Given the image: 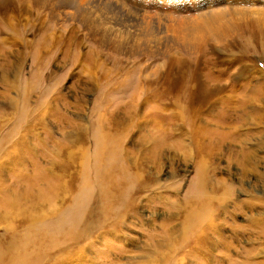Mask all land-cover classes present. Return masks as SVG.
<instances>
[{
    "label": "rangeland",
    "instance_id": "1",
    "mask_svg": "<svg viewBox=\"0 0 264 264\" xmlns=\"http://www.w3.org/2000/svg\"><path fill=\"white\" fill-rule=\"evenodd\" d=\"M78 2L79 17L87 14L89 21L70 22L69 10L64 30L56 24L26 30L24 54H14L19 44L0 39V246L19 244L39 264L62 261L66 254H58L57 244L48 249V234L75 209L76 187L87 180L92 193L78 225L87 236L77 243L75 264H264V26L201 41L188 54L176 52L169 32L198 14H228L236 7L254 22L264 0ZM109 6L114 16V8L130 11L151 37L114 53L106 44L109 32L118 40L123 30L136 35L140 28L130 19L124 27L113 24ZM60 9L45 6L42 13ZM43 35L57 36L60 47L49 44L50 54L39 58L33 47H46L38 42ZM168 52L178 64L169 65ZM38 73L23 106L20 90ZM142 73L146 83L157 81L156 99L129 119L133 108L126 106ZM201 87L203 96L197 94ZM164 96L171 100L166 111L159 108ZM105 132L120 141L117 163L127 176L119 185L128 192L118 217L101 192L109 157L97 160L96 141L99 135L106 144ZM203 204L209 217L199 225L201 236L186 237L190 210Z\"/></svg>",
    "mask_w": 264,
    "mask_h": 264
},
{
    "label": "bare ground",
    "instance_id": "2",
    "mask_svg": "<svg viewBox=\"0 0 264 264\" xmlns=\"http://www.w3.org/2000/svg\"><path fill=\"white\" fill-rule=\"evenodd\" d=\"M29 3L32 5L27 6ZM53 5H55L58 8H61L63 11L62 12H59V11L55 12L52 10L51 12H49V14H43L44 12L42 13L45 6H46L47 11H48V9H50ZM14 8L19 9V14H17V11ZM111 8H113V6L108 7V13L110 15V18H111L113 24H122V27H124L125 26L124 22L126 20L130 19V21L131 20L134 21V27L135 28L136 27L140 28V29L136 28V32H137V34L135 33L136 35H133L128 30H123L121 35H120V38L118 40L110 39L109 36L112 33L109 32L105 36V39L107 40L106 44L108 43L110 45L109 47L112 48V51L114 53H116V54L122 53L124 50H127V46H129V48H131L132 46H136L135 43L138 42L137 40H140L141 38L144 40L148 37H151L152 32L148 31L149 28L147 26L145 28H142L141 26L137 25L136 23H138L139 19H138V17H135L134 15H132V13L130 11H127V10L121 11L119 9L121 7L114 8L117 10V14H118V16H114L112 14V12H114V11ZM65 9H67V10H65ZM10 10H12V11H10ZM69 10H72L74 14H70V17H67ZM33 11H34V14H33V20H32L31 13ZM254 14L256 16L258 15L256 18V21L247 22L245 20V13H243L242 8H238V7L230 9L228 14H223V13L218 12V13H215L213 15H209L208 13H202V14H198L196 16V18L188 20V22L186 24L181 23L177 27L173 28L172 30L169 28L170 29L169 32H171V34H173L172 39L176 40V42H175L176 43L175 45L177 46L176 47L177 49H175L176 52L177 51L179 52V50H182L183 53L188 54L189 49L195 48L201 41H207L210 39L220 40V38L224 39V38L230 37V35L232 33H237V32L242 33L246 30H249V34H252L253 30L256 28L262 29V26H264V11H260L259 14L256 11V13H254ZM62 15H64V17H61ZM236 16H238L237 17L238 19H236ZM38 17H40L39 20L37 19ZM66 17L69 19L71 18L70 22L76 21L77 23L79 21H81L82 17H84L83 22H87L90 19V16L87 14H84L81 17H79V2H78V0H0V35H4V36H0V39L3 42H5V44L8 43L7 45H9V46L12 44H15V43L19 44V47L17 48V50L14 51V54L20 53V52H21V54L22 53L24 54V49H27L28 46H30L28 44L29 41L27 38L28 31L29 32L31 30L32 31H39L40 29H44V28L49 27L51 25L54 27V24H56L61 30H64L65 26L63 27L62 25L64 23V18H66ZM31 21L33 23L32 25L30 24ZM218 22H219V24H218ZM142 23H144V22H142ZM1 27H3L2 29H4V31L1 30ZM141 29L144 30V33H141ZM26 30H28V31H26ZM31 33L32 32H30V34ZM34 34H35V32L32 34V36ZM258 34H260V33H258ZM263 37H264V33H263ZM55 38L58 40H54ZM242 39H244V38H242ZM51 40H53V41L51 42ZM58 41H59V38L57 36H55L51 39L49 36L43 35L40 39H38V42H43L46 45V47H44V45H43V47L39 51H37L38 46L36 44L33 47L34 51L36 52L35 54H38L39 58L45 57L47 55V53L50 52L49 44H54V46H55V44H57L55 47H60L58 44ZM248 41H250V40L248 38L247 39L245 38V43ZM243 43H244V41H243ZM10 49H12V48H10ZM7 51H8V49H7ZM193 51L195 53H197L199 50L195 49ZM0 52H2V54H3V50ZM31 52H33V51H31ZM132 53H133V55H138V53H136L135 50L130 52V54H132ZM147 54L149 56H151V54H152L151 50L147 51ZM72 56L73 55H71V57ZM166 56L169 58V65L172 66V65L178 64V61H175V59H173V58H171V56H169V52L166 54ZM65 57H66V55H65ZM76 57H78V56H76ZM34 58H36V57H34ZM31 60H33V59H31ZM45 60H44V62H45ZM47 62H48V60H47ZM30 64H32V63H30ZM36 64L37 63H35V65ZM89 64H91V63H89ZM1 66H3V65H1ZM69 66H71V65H69ZM97 67H99V65ZM3 68H5V67H3ZM21 68H24V67H21ZM32 68H34V67L32 66ZM99 68H101V67H99ZM13 71H15V73L20 72V67L15 66V69H13ZM37 71H39V70H37ZM129 74H130V72H129ZM34 75H36V74H34ZM147 77L148 76H146L145 74L142 73V76H141V78H139L138 83L136 85L137 90H136V93H134L135 99L132 100L130 103L128 101L129 104L127 103L126 108H128V107L133 108V109H127L129 111L127 118H129V119H132L133 117L136 116V109L138 106H141V105L146 106V103L155 102L156 96H155L154 92H152V91H154V90H152V88H154V86L157 87L156 86L157 81L156 80H149V82L146 83ZM100 78H101V76H100ZM31 79L26 82L24 87L22 86L23 87L22 90L19 89L20 91H22L21 97L23 100L20 101V104H23V106L28 105L30 90H32V89L34 90V88L39 83V80H40L39 73H38L37 77H35L33 80H31ZM5 80H6V77H5ZM124 80H126V79H124ZM13 81H16V80H13ZM49 81L51 82L50 79H49ZM54 81H55V79H54ZM116 82H118V80ZM119 83L120 82H118V84ZM178 83L179 82H177V84ZM106 84H107V82H106ZM125 84H126V82H125ZM9 85H10V87H13L15 90H17L19 88L18 87L16 89V85L14 82L9 83ZM9 85H8V87H9ZM110 85H112V84H110ZM43 87H45V86H43ZM48 88H49V86L47 85V89ZM149 88H151V90H148ZM175 88H179V87H175ZM170 89H171V87L166 88L164 93H167ZM106 91L108 94H110L109 93L110 89H107ZM113 91H115V90H113ZM201 91L203 92V94L197 92V94L199 96H203L206 94L204 87H201ZM104 94H105V92H104ZM150 94H151V96H150ZM35 95H37V94H35ZM51 95H54V94H51ZM45 96H47V95L45 94ZM168 97L169 96L161 97L162 103H160L161 102L160 101L159 104L162 105V107L158 106L160 109H163L165 111L167 110V106L169 105L168 102L170 103V101H171L170 98H168ZM105 98H107V97H105ZM162 99H165V100H162ZM105 100H107V99H105ZM44 101H46V100H44ZM46 104H47V102H46ZM99 104L100 103H98V106H99ZM174 104H175V101H174ZM104 105H106V104H104ZM153 106H154V104H153ZM21 109L23 110V109H25V107H23ZM36 109H39V106ZM16 111H19V110H16ZM19 112L21 113L23 111H19ZM34 113H36V112H34ZM98 114H99V112H97V115ZM157 114H158V112H157ZM29 115L27 117H29ZM105 135H106V144L102 142L99 135H97V141H96V157H97V160L100 161L101 160L100 158L109 157L107 159V161L103 163L104 170H105L104 177H105L106 185L101 187V192H102V198H105L108 201V203L111 205V211L113 213H116L114 215V217H118L119 215L117 214V211L120 210L122 205L125 203L127 192H128V187H124L123 189H119V185L124 181V178L127 176H126L125 170L121 166H119L117 163V155H118L117 152L120 148V141L115 139V136L112 132H105ZM110 149H112V150H110ZM1 153H3V150L0 149V154ZM104 160H106V159H104ZM200 171L203 172V170H200ZM114 173H117V174H114ZM84 180L85 179H83L82 181L84 182ZM88 185H89V182L87 180H85L84 184H82L80 186L78 185V187H76L75 209L69 210L67 217L62 222H61V218H60L59 221L56 222L52 226L54 231L49 232V234H48V240H47L48 249L56 248V244H57L58 254L59 255L66 254L62 257V261H58L56 264H75V262L79 261L78 260L79 255H77V254H81V253L79 251H76V250H80L76 246H77L78 242H79V244H81L83 241L82 242H80V241L82 239H84L87 235H86V233H78V225H79V221H80V212L82 211V208L84 207L85 203L90 198L91 193H92V190H90L88 188ZM200 211H201L202 215H199ZM190 212H191V217H189V221H188L189 224L187 226L186 231H184L185 236L191 237V236L196 235V234L201 236V234H202L201 229L202 228L199 229V225L203 224V223H204V225L206 224V219H207V215H208V213L206 212V209L204 208V204H203L202 208L199 210L197 207L193 206L192 209L190 210ZM208 217H209V215H208ZM60 222H61V224H60ZM59 225H60V227H59ZM59 237H61L63 239L57 242L56 240H59ZM72 249H74V250L71 251ZM47 254L50 255V253H47ZM0 264H39V257L30 256L24 250L23 246L16 244V243H11L8 246H0Z\"/></svg>",
    "mask_w": 264,
    "mask_h": 264
}]
</instances>
